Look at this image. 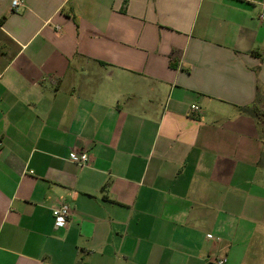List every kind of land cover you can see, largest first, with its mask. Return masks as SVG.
I'll use <instances>...</instances> for the list:
<instances>
[{
  "label": "crops",
  "instance_id": "crops-1",
  "mask_svg": "<svg viewBox=\"0 0 264 264\" xmlns=\"http://www.w3.org/2000/svg\"><path fill=\"white\" fill-rule=\"evenodd\" d=\"M21 1L0 264H264V0Z\"/></svg>",
  "mask_w": 264,
  "mask_h": 264
},
{
  "label": "built area",
  "instance_id": "built-area-1",
  "mask_svg": "<svg viewBox=\"0 0 264 264\" xmlns=\"http://www.w3.org/2000/svg\"><path fill=\"white\" fill-rule=\"evenodd\" d=\"M22 4L23 3L21 0H13L12 9L14 11H18ZM59 29L60 28L58 27V30ZM198 110L199 108L197 106H191V111L195 112ZM70 161L78 166L87 167L90 163V158L87 154L73 155ZM71 214V208L67 204H62L55 208L53 210V217L56 228H65L68 225ZM213 264H227V259H216Z\"/></svg>",
  "mask_w": 264,
  "mask_h": 264
}]
</instances>
